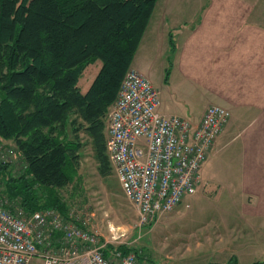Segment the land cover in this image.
<instances>
[{
	"label": "trees",
	"instance_id": "trees-1",
	"mask_svg": "<svg viewBox=\"0 0 264 264\" xmlns=\"http://www.w3.org/2000/svg\"><path fill=\"white\" fill-rule=\"evenodd\" d=\"M156 1L0 0V137L15 142L24 163L7 175L2 194L28 211L66 214L57 189L72 181L80 131L100 174H109L105 117ZM96 60L82 92L81 75ZM8 171L0 164V176Z\"/></svg>",
	"mask_w": 264,
	"mask_h": 264
},
{
	"label": "built area",
	"instance_id": "built-area-1",
	"mask_svg": "<svg viewBox=\"0 0 264 264\" xmlns=\"http://www.w3.org/2000/svg\"><path fill=\"white\" fill-rule=\"evenodd\" d=\"M159 104L158 88L129 68L105 117L106 153L139 225L197 191L200 169L230 117L219 104H209L197 121L165 115ZM1 152L0 164H10ZM0 264L151 263L135 251L110 247L72 214L57 208L28 211L0 193Z\"/></svg>",
	"mask_w": 264,
	"mask_h": 264
},
{
	"label": "crops",
	"instance_id": "crops-1",
	"mask_svg": "<svg viewBox=\"0 0 264 264\" xmlns=\"http://www.w3.org/2000/svg\"><path fill=\"white\" fill-rule=\"evenodd\" d=\"M202 3L178 12L163 9L153 23L152 12L131 68L149 79L155 60L136 66L134 59L145 50L160 61L166 76L158 83L150 81L162 96L159 111L165 115L174 114L180 102L183 113L187 111L195 121L209 104L230 110L227 124L200 169L199 193L209 199L208 185L233 191L229 193L231 204L246 207L243 229L256 239L264 236V221L257 225L252 217L255 205L264 202V5L251 0ZM164 94L169 100L166 104ZM234 157L240 163L236 169L208 167L211 159L226 162ZM242 188L249 192L239 196L237 191Z\"/></svg>",
	"mask_w": 264,
	"mask_h": 264
},
{
	"label": "rangeland",
	"instance_id": "rangeland-1",
	"mask_svg": "<svg viewBox=\"0 0 264 264\" xmlns=\"http://www.w3.org/2000/svg\"><path fill=\"white\" fill-rule=\"evenodd\" d=\"M204 1L208 0H157L151 23L157 21L156 18L163 9L178 12L183 7L200 6ZM228 1L226 0V4ZM251 2L264 5V0ZM152 53L140 51L134 64L147 66V63L155 60L149 73L151 81L158 83L166 76V71L160 61L153 58ZM100 65L101 61L96 60L84 69L79 80L82 92L86 91ZM177 87L172 83V88ZM159 98L162 99L160 92ZM167 102L169 100L165 95V104ZM180 103L174 114L189 117L190 113H183V103ZM198 110L199 108L194 114H198ZM70 137H73L72 133ZM78 139L80 149L72 181L58 188L57 193L66 205V214L84 221L110 247L123 245L130 251H136L151 264H264V236L258 235L259 238L252 239L248 236L251 231L243 229L246 226L243 220L246 207L231 204L229 193L233 194V191L208 185L205 192L210 197L206 199L201 198L198 187L195 193L184 196L171 211L160 215L151 223L139 225L137 210L122 192L112 164L110 163L109 174L102 176L90 138L80 131ZM0 148L10 161V172L0 176L1 193L7 175L24 168V163L13 140L0 137ZM245 163L249 165L250 159H246ZM239 164V159L235 157L226 162L223 159H211L208 167L219 169L223 166L233 170ZM205 166L207 168V164ZM232 176L236 177L234 174ZM244 188L237 191L239 196L240 193L249 192ZM254 211L253 220L259 225L264 221V202H258Z\"/></svg>",
	"mask_w": 264,
	"mask_h": 264
}]
</instances>
